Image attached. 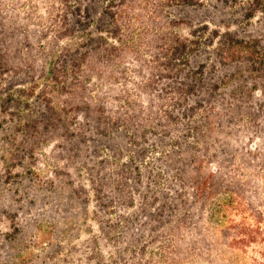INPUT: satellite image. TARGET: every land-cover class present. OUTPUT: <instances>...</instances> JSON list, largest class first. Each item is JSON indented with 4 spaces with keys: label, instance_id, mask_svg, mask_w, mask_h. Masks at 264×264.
Here are the masks:
<instances>
[{
    "label": "trees",
    "instance_id": "obj_1",
    "mask_svg": "<svg viewBox=\"0 0 264 264\" xmlns=\"http://www.w3.org/2000/svg\"><path fill=\"white\" fill-rule=\"evenodd\" d=\"M139 1L0 0V81L46 101L20 126L70 115L81 145L98 232L70 264H264V0H170L209 14L185 38Z\"/></svg>",
    "mask_w": 264,
    "mask_h": 264
},
{
    "label": "rangeland",
    "instance_id": "obj_2",
    "mask_svg": "<svg viewBox=\"0 0 264 264\" xmlns=\"http://www.w3.org/2000/svg\"><path fill=\"white\" fill-rule=\"evenodd\" d=\"M169 2L140 0L135 14L155 8L163 15L172 11L174 18L183 20L170 29L183 38L194 29L191 22L201 23L207 18L204 14L209 15ZM162 19L160 26L169 27ZM152 25L156 24L149 23L151 29L162 28ZM53 36H40L34 42L33 55H39L46 66L70 41L64 37L55 42ZM0 83H4L0 89V264H70L84 257L83 243L98 232L91 214L93 201H83L85 194L77 199L71 195L69 180L86 188L90 184L77 162L81 145L66 139L64 124L71 126L70 115L61 113L56 129L43 123L37 128L20 126L41 117L46 101L38 87L31 92L30 82L23 86L7 76ZM63 102V96L56 98L60 109Z\"/></svg>",
    "mask_w": 264,
    "mask_h": 264
}]
</instances>
